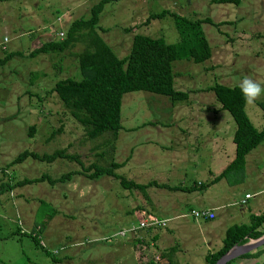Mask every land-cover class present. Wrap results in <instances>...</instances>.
<instances>
[{
  "label": "rangeland",
  "instance_id": "1",
  "mask_svg": "<svg viewBox=\"0 0 264 264\" xmlns=\"http://www.w3.org/2000/svg\"><path fill=\"white\" fill-rule=\"evenodd\" d=\"M95 1L0 0V55L1 44L5 50L21 52L0 68V182L5 185L0 190V264H142L151 257L160 259L161 247L172 244L180 248L181 262L201 264L205 253L221 241L222 227L245 221L250 214L247 207L264 206V139L245 154L243 167L227 171L209 188L181 191L152 185L145 188L147 198L138 189L122 188L106 174L90 179L78 172L65 182L49 183L44 177L15 184L41 174L54 177L80 165L62 157L50 162L30 156L12 162V158L24 148L41 153L67 146L78 151L83 165L92 160L120 162L114 170L137 182L154 179L186 186L205 182L233 158L234 121L219 107L213 92L204 88L214 81L239 84L252 78L264 82V0L238 4L107 0L97 25L106 28L101 34L117 55L127 49L133 32L166 42L178 40L171 15L143 21L151 10L168 7L187 17L208 16L213 21L202 23L211 45L210 57L172 62L174 86L189 90L187 99L172 101L147 90L124 92L121 128L111 149L104 145L109 133L87 139L77 124L64 118L62 104L51 90L55 77L80 76L73 53L82 43L56 54L26 55L41 41L57 38L55 29L66 28L77 16H87L89 4ZM124 25H135V29L126 33ZM244 109L254 126L264 124V107L256 102L244 104ZM61 119V130L50 135ZM30 124L35 126L32 134ZM257 189L258 193L240 203L245 192ZM210 201L225 208L216 210L223 222L207 238L209 244L203 235L210 221L195 220L189 208L207 207ZM225 209H233V217L228 218ZM153 215L163 216L166 227L129 229L131 223ZM30 232H37L39 243L52 249L58 260L51 259ZM260 254L252 264H264V250Z\"/></svg>",
  "mask_w": 264,
  "mask_h": 264
},
{
  "label": "trees",
  "instance_id": "2",
  "mask_svg": "<svg viewBox=\"0 0 264 264\" xmlns=\"http://www.w3.org/2000/svg\"><path fill=\"white\" fill-rule=\"evenodd\" d=\"M106 1L96 0L89 4L87 16H77L70 20L66 28L55 29L57 38H48L41 41L30 48L26 55L33 56L44 52L56 54L74 46L76 42L82 43V47L73 53L76 60L75 67L78 68L80 76L74 77L71 74L55 77L56 79L53 81L51 90L55 92L62 104L64 118L77 124L82 130V135L87 139L109 133L110 137L104 138L105 144H103L111 149L113 147V139H115L118 130L121 128L120 103L124 92L147 90L165 95L172 101L187 99L189 90L174 86L175 73L172 62L184 58L193 62H200L210 57L211 45L204 34L202 23H213V21L208 16L187 17L168 7H163L159 11L151 10L143 21L149 22L152 18H159L165 14L171 15L178 34V40L166 42L161 37L133 32L131 37L129 36L130 42L127 49L123 53H120V55H117L112 49V47H115L109 41H106L101 34V31L106 28L100 27L98 29L97 25L99 13ZM213 1L238 4L240 0ZM122 28L127 33L128 31H132L133 28L135 29V25H124ZM59 31L61 34H59ZM5 48L6 46L1 44L3 53L0 55V68L12 56L21 53L19 50H5ZM115 50L118 51L117 49ZM204 89L213 92L215 99L219 103V107L226 109L234 121V129L231 136L234 143L233 158L207 182L198 181L189 186L180 183L157 182L154 179L146 182H137L114 170V168L121 165L120 162L110 159L108 163L100 164L92 160L83 165L79 161L77 150L61 146L50 152L41 153L24 148L12 158V162L21 161L26 156L47 162L57 157H62L67 160L77 161L80 165L79 169L70 168L54 177L41 174L39 177L23 178L14 183L23 184L42 180L44 177L47 178L49 183L56 181L65 182L70 179L72 174L79 172L90 179L102 174L112 176L116 179L119 186L127 190L138 189L142 191L145 198H147L145 188L152 185L181 191L202 189L211 182L219 180L227 171L243 167L245 154L264 139V124L257 128L251 122L244 109L245 102L237 83L227 84L214 81ZM30 94L32 93L30 92ZM257 104L264 107V100L257 101ZM59 123V126L53 129L50 135L55 131L61 130L64 119H61ZM34 128V124L29 125V134H32ZM1 169L4 170L5 168L1 167ZM6 185L7 187H11V184ZM4 186V183L0 182V190ZM136 208L138 209L139 207ZM52 212H54L53 209ZM189 214L191 213L189 212ZM263 224L264 208L257 214L250 213L248 222H238L228 225L224 230L220 246L207 251L203 256L201 264H213L216 258L233 244H240L248 238L260 236L264 233ZM151 227L148 225L138 229L148 230ZM30 236L35 243L44 249L46 254L50 255L51 259L58 260L52 249L44 248L39 243L37 232H30ZM139 236V238H142L141 235ZM139 238L137 240H140ZM175 249L176 246L173 244L166 246L161 250L160 259L155 260L151 257L142 264H160L162 260H165L166 264H188L186 262L179 263L173 257ZM250 255H252L251 252H245L237 257ZM233 262L234 258H231L224 262V264H232Z\"/></svg>",
  "mask_w": 264,
  "mask_h": 264
},
{
  "label": "crops",
  "instance_id": "3",
  "mask_svg": "<svg viewBox=\"0 0 264 264\" xmlns=\"http://www.w3.org/2000/svg\"><path fill=\"white\" fill-rule=\"evenodd\" d=\"M216 174V173H215ZM212 177V176H211ZM211 177H209V179L211 178ZM208 178L205 180V182H207L208 180H209ZM216 181H218V180H216ZM216 181H214V182H216ZM214 182H211L210 184H208V185H206L205 187H203L202 189H200V190H204V189H207V188H209L210 187V185H212V184H214ZM260 190L259 189H257V190H255V191H253V192H251V194H250V196H248V197H246L245 198V201L243 202V204L246 202V199H248V198H250L251 197V195H253V194H256V193H258ZM245 193H248V192H245ZM244 193V194H245ZM210 204L211 205H209V206H207V207H202V206H198V207H190L189 208V212L192 210V209H195V208H205V209H209V210H211V211H213V213H214V215H213V217H211V218H195V217H193L192 215V218H194L195 220H199V222H201V221H203V222H205V221H207V220H209L210 221V223H208L207 225H206V228H205V231H204V233L206 234H204L203 236H204V238L203 239H205V240H207V238L208 237H212V236H214L215 235V229L216 228H218L219 227V224L221 223V222H223V220H220L221 218H217V212H216V210L218 209V208H225V206L222 204V203H220V202H213V201H210ZM241 205V204H240ZM264 208V206L262 205V207L261 208H254V207H247V210H248V213H254V214H257V213H259L262 209ZM239 209L240 210H244V208L242 207V206H240L239 207ZM224 213H226V215L228 216V218L229 217H233V213H234V211H233V209H225V211H224ZM185 213H182V214H176V215H174L173 217H177L178 215H184ZM163 217V216H162ZM248 220H249V217L245 220V221H243V222H248ZM166 225H167V223L166 224H164V225H161V226H155V227H153V228H163V227H166ZM264 225V224H263ZM227 226H224V227H222L221 228V231L222 232H224V230H225V228H226ZM221 232V233H222ZM156 237V236H155ZM218 237H220V239H222V237L221 236H218ZM206 243H209L210 244V241L209 240H207L206 241ZM220 244H221V241H219L218 240V242L215 244L216 246H214L215 248H217L218 246H220ZM167 246H169V245H167ZM166 246H163V247H161V250L163 249V248H165ZM214 248V249H215ZM213 250V249H212ZM262 250H264V243H262V244H260V245H258V246H256V247H254L253 249H251V250H249V251H247V252H251L252 253V255H250V256H246V257H234V262L232 263V264H252L253 263V261H255L261 254H260V252L262 251ZM179 253H180V248H177L176 247V249H175V251H174V254H173V257L179 262V263H183V262H181L182 260H180V258H179ZM239 256V255H238ZM263 259H264V256L262 257ZM262 258H260V259H262ZM186 262V261H185ZM187 263V262H186Z\"/></svg>",
  "mask_w": 264,
  "mask_h": 264
},
{
  "label": "built area",
  "instance_id": "4",
  "mask_svg": "<svg viewBox=\"0 0 264 264\" xmlns=\"http://www.w3.org/2000/svg\"><path fill=\"white\" fill-rule=\"evenodd\" d=\"M59 34H61V32L59 31ZM6 38L4 37L3 40H5ZM250 196L249 193H245L244 194V198L241 199L240 203H243L245 201V198ZM190 213L195 217V218H211L213 217L214 213L213 211L209 210V209H205V208H198V209H192L190 211ZM166 222V220L164 218H158L157 216H148V217H144L143 219L138 220V222L135 223H131V225H129V229L131 230H135L144 226H155V225H164ZM124 235V232L122 233Z\"/></svg>",
  "mask_w": 264,
  "mask_h": 264
},
{
  "label": "clouds",
  "instance_id": "5",
  "mask_svg": "<svg viewBox=\"0 0 264 264\" xmlns=\"http://www.w3.org/2000/svg\"><path fill=\"white\" fill-rule=\"evenodd\" d=\"M238 87L243 96L245 105H255L256 102L264 96V82L252 78L242 79Z\"/></svg>",
  "mask_w": 264,
  "mask_h": 264
},
{
  "label": "water",
  "instance_id": "6",
  "mask_svg": "<svg viewBox=\"0 0 264 264\" xmlns=\"http://www.w3.org/2000/svg\"><path fill=\"white\" fill-rule=\"evenodd\" d=\"M262 243H264V233L256 238H248L243 243L233 244L224 253L218 256L213 264H224L227 260L245 253Z\"/></svg>",
  "mask_w": 264,
  "mask_h": 264
}]
</instances>
